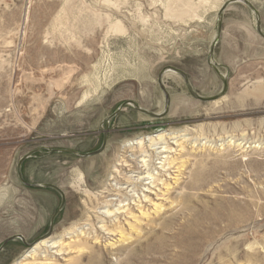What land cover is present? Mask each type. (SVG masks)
Masks as SVG:
<instances>
[{
    "label": "rangeland",
    "instance_id": "obj_1",
    "mask_svg": "<svg viewBox=\"0 0 264 264\" xmlns=\"http://www.w3.org/2000/svg\"><path fill=\"white\" fill-rule=\"evenodd\" d=\"M227 1L0 0V247L15 235L28 243L44 236L60 207L56 192L27 188L17 177L19 160L41 149L23 173L28 182L54 184L66 194L52 237L69 243L79 228L89 233L79 239L83 248L51 253L49 262L264 264V39L244 4L224 13L215 59L224 66L229 91L218 103L195 100L179 75L167 73L171 108L164 119L128 106L110 122L102 154L87 159L48 154L97 150L106 119L124 102L163 112L158 75L166 66L187 73L201 96L217 95L223 85L207 55L219 8ZM250 1L264 30V0ZM163 131L187 136L166 140L172 153L148 142L141 149L127 147ZM142 154L153 161L171 155L174 161L166 171L156 168L160 189L151 186L147 193L162 212L156 216L143 202L151 216L134 223L133 231L129 215L115 220L101 212L116 207L114 201L107 205L106 193H113L114 181L130 183L124 181L136 162L130 156ZM164 184L171 185L170 193L157 201ZM116 185L121 194L126 186ZM130 209L139 216L140 208ZM28 250L12 241L0 253V264H18Z\"/></svg>",
    "mask_w": 264,
    "mask_h": 264
},
{
    "label": "bare ground",
    "instance_id": "obj_2",
    "mask_svg": "<svg viewBox=\"0 0 264 264\" xmlns=\"http://www.w3.org/2000/svg\"><path fill=\"white\" fill-rule=\"evenodd\" d=\"M221 9V7L219 8V10ZM224 69V68H223ZM169 74V73H168ZM219 101V100H218ZM135 102V101H134ZM217 102V101H216ZM125 103V102H124ZM136 103V102H135ZM218 103V102H217ZM139 105V104H138ZM128 107V106H127ZM127 107H125V109L127 108ZM124 109V110H125ZM118 110V109H117ZM123 110V111H124ZM122 111V112H123ZM121 112V113H122ZM120 113V114H121ZM162 113V112H161ZM160 114V113H159ZM105 124H106V122H105ZM195 133V132H194ZM175 134L174 133H168V132H166V131H163V132H160V133H158L157 135H151V136H149L148 138H146V140L145 139H140V140H137V141H132V142H129L128 143V145H127V147L129 148V147H132V148H134V147H138V148H142V147H144V145L145 144H147V142H148V144H150V147H152V148H155V147H157V146H160L161 148H162V150L164 151V153H172V149L170 148L169 149V146H167V142H166V140H168V139H173V140H178V139H184V138H186V136H187V134H184V135H181V136H178V137H176V136H174ZM208 138V137H207ZM189 139V138H188ZM193 139V138H192ZM190 140V139H189ZM208 140V139H207ZM186 141V140H185ZM175 142V141H174ZM211 142V141H210ZM230 144V143H229ZM181 146V145H180ZM239 146V145H238ZM178 147H179V145H178ZM203 148V147H202ZM256 148V147H255ZM107 149V148H106ZM105 149V150H106ZM131 149V148H130ZM144 149V148H143ZM225 149V148H224ZM230 149V148H229ZM133 150V149H132ZM132 150H129V151H132ZM154 150V149H153ZM153 150H152V152H153ZM128 151V152H129ZM144 151V150H143ZM247 151V150H246ZM180 152V151H179ZM144 153V152H143ZM145 153H147V151L145 152ZM129 154V153H128ZM142 156H143V158L142 159H139L138 157H136V156H134V155H132V156H130V161L131 160H135L136 162H134L133 163V168L132 169H126L127 171V174H126V176H127V180H129L130 181V183L129 184H131L132 185V189L133 190H129V189H126V188H123L122 189V192H121V194L119 193V195H118V197L117 198H115V199H112V201H114V204L115 205H112V206H116V207H114L113 208V210H111V209H107L106 211H104V212H101V214L104 216V218H114L115 220L116 219H118V216L120 217L121 215H123L124 214V216L123 217H127L128 215H129V217H130V220L132 219L133 220V222H128V225L132 228V230L134 231V229H135V227H136V225H134V223H138V222H141V218H144V219H147V218H149L150 216H151V213H149L147 210H145V207L143 206V202H149L150 203V206L151 207H153L154 209L152 210L153 211V213H155L156 214V216H157V214L158 213H161L162 212V209H163V206H162V204H158V202L157 203H155L154 201H152V199H150L149 198V196L148 195H151L150 194V187L152 186V187H157V189H160V188H158V186L160 187V179H159V177H158V175H159V172L162 170V169H165V171H166V167L168 168V166H170V165H172V162L174 161V160H172V162H171V159H173L172 157H171V155H165L164 157L162 156V158L161 157H159L156 161H153L152 160V158H150V157H148L146 154H142ZM141 156V157H142ZM129 158V157H128ZM175 159V158H174ZM177 159V158H176ZM125 160H127L126 158H125ZM124 166L125 167H129V166H127L128 165V163H127V161H124ZM160 164H161V166L163 167V168H160L161 166H160ZM119 166V165H118ZM24 167V166H23ZM156 168L157 169H159V172L156 170ZM146 169L148 170V172H146ZM120 170V169H119ZM139 170H141V172H137V171H139ZM125 171V170H124ZM116 172V171H115ZM126 172H124L123 174H125ZM155 172H157V174H155ZM179 172H181V171H179ZM179 176H177V177H175V178H178ZM174 178V179H175ZM117 179V178H116ZM122 179V178H121ZM175 180H177V181H179L178 179H175ZM161 181H164L163 179L161 180ZM177 181L175 182V184L177 183ZM115 182V181H114ZM128 182V181H127ZM142 182V184L144 183H146L145 184V187H143V189L141 190V191H139V192H137L138 190H137V186L138 187H140V183ZM156 183H159V184H157L156 185ZM116 184H118V183H116ZM116 184H114L115 185V187L117 186V189H120L121 187H119L118 185H116ZM141 184V185H142ZM153 185H156V186H153ZM147 186H149V188L148 189H146V191H145V189L144 188H147ZM171 185L170 184H167L166 185V187H165V184H164V186L163 187H165V188H163V190H166L165 192H163L162 190L161 191H159V193H162V195H161V197L162 198H160V196L158 195V194H156V196H157V201H165L164 200V198H166V196H167V193H170L169 191L171 190V188H169ZM142 188V187H141ZM140 190V189H139ZM156 190V189H155ZM120 191V190H119ZM145 191V192H144ZM154 191V190H153ZM157 191V190H156ZM122 193H123V195H125L124 196V198L122 199H120V195H122ZM147 193H149L148 195H147ZM139 194H141V196L139 195ZM153 194V193H152ZM133 201H131L132 203L130 204V203H128L129 202V198ZM169 198V197H168ZM167 198V199H168ZM109 203H107V205H108ZM132 204H133V206H136L137 207V209L138 208H140V209H138V212L140 213L139 214V216H137V215H134V214H132L131 213V209H130V207L132 206ZM135 204V205H134ZM148 204V203H147ZM108 207V206H107ZM111 208V207H110ZM105 210V209H104ZM153 217V216H152ZM98 219V218H97ZM102 220V219H101ZM119 220V219H118ZM117 220V221H118ZM129 220V221H130ZM86 221V220H85ZM102 222H104L103 220H102ZM121 222V221H120ZM91 223V222H90ZM105 223V222H104ZM119 223V222H118ZM118 223H117V225H118ZM102 225V224H101ZM82 226V225H81ZM85 226V225H84ZM105 226V225H104ZM104 226H103V228H104ZM89 227H90V225H89ZM88 227V228H89ZM102 227V226H101ZM83 230V228H79L78 230H77V232L79 233V235H76V240H72V241H69V243H66V242H64V239H62V238H60L59 240H55L54 239V237H50V238H47V239H44V240H42V241H40L39 243H37V244H35L34 246H32V247H29V249L30 250H28L27 251V253H26V256L24 257V258H22V260H20L19 262H18V264H29L28 263V260L30 259L32 262H31V264H36V263H38V264H53V263H51V262H49V261H52V260H50L51 258H52V254H54V255H61V253L63 252V251H65V250H69V249H79L80 247H82V246H79L80 245V243H81V240H83L82 238L83 237H86L88 234L86 233V231L84 230V231H82ZM105 229V228H104ZM118 229H119V227H118ZM74 230V229H73ZM72 230V231H73ZM121 230V229H120ZM75 231V230H74ZM114 231H115V229H114ZM114 231H112V232H114ZM111 232V231H110ZM120 232V234H121V236L122 237H119V238H121V239H124V240H127V238H126V234L123 232V231H119ZM68 234H70V233H68ZM107 234V233H106ZM114 234V233H113ZM115 235V234H114ZM119 235V234H118ZM70 236V235H69ZM111 236H112V234H111ZM82 237V238H81ZM128 237V236H127ZM133 238V237H132ZM69 239V238H68ZM78 239V240H77ZM79 239H81V240H79ZM89 239V238H88ZM85 240H86V238H85ZM123 240V241H124ZM122 241V240H121ZM120 241V242H121ZM118 242V241H117ZM115 244H111V246H114ZM118 247V246H117ZM120 247V246H119ZM83 248V247H82ZM51 255H50V254ZM49 257V258H48ZM51 257V258H50ZM63 257V256H62ZM55 262V261H54Z\"/></svg>",
    "mask_w": 264,
    "mask_h": 264
},
{
    "label": "water",
    "instance_id": "obj_3",
    "mask_svg": "<svg viewBox=\"0 0 264 264\" xmlns=\"http://www.w3.org/2000/svg\"><path fill=\"white\" fill-rule=\"evenodd\" d=\"M236 3H242L244 4L246 7H248L252 13L255 16V21H256V32L257 34L264 39V30H263V24H262V16L260 11L258 10V8L250 1V0H228L226 3L223 4V6L221 7V9L219 10L218 14H217V30H216V35L215 38L213 39L211 45H210V49H209V53L207 55V63L208 65L215 71V73L218 75V77L220 78L221 82H222V90L214 96L211 97H204L201 96L200 94L197 93V91L195 90V88L193 87L189 76L187 75V73H185L183 70H181L180 68L174 67V66H166L164 67L159 75H158V85L160 87V89L162 90V92L164 93L165 96V105H164V110L162 113L158 114V113H154L152 111H149L147 109H144L143 107H141L140 105H138L137 103H135L134 101H127L125 103H123L116 112H114L112 115H110L107 119H106V130L103 132V140H102V144L101 146L90 153H81L77 150L74 149H49L48 150V154L49 155H56V154H63V155H73L75 157L81 158V159H87V158H91L94 156H98L100 154H102L105 149L107 148L108 145V141H109V136H110V122L115 119L116 117H118L120 115V113L125 109V107L127 106H132L135 110H137L140 113H143L145 115H148L149 117L155 119V120H161L164 119L170 112V108H171V95L169 93V91L167 90V87L165 86L164 83V76L167 73H174L179 75L185 85L186 88L188 90V92L190 93V95L198 101L204 102V103H209V102H216L222 98H224L228 91H229V80H228V76L223 74L222 72V68H224V66L220 65L216 59H215V54H216V49L218 47V45L220 44L221 40H222V35H223V23H224V13L226 12V10L233 4ZM226 69L228 70V68L226 67ZM42 150L41 149H36L33 150L31 152H29L28 154H26L25 156H23L16 167V172H17V177L20 181L21 184H23L25 187L27 188H31V189H41V190H52L54 192H56L60 199H61V204L60 207L58 208V210L56 211V213L52 216V218L50 219L49 222V230L48 232L36 239L33 243H28L25 239L24 236L22 235H15L12 236L10 238H8L0 247V253L3 252L5 250V248L7 247V245L12 242V241H16V240H20L24 245H26L28 248L34 246L35 244L39 243L40 241L50 238L53 235V231H54V225H55V220L57 219V217L61 214V212L63 211L65 205H66V194L65 192L58 186L54 185V184H50V183H31L28 182L25 179L24 173H23V166L24 164L34 158L35 156H37L38 154H41Z\"/></svg>",
    "mask_w": 264,
    "mask_h": 264
},
{
    "label": "built area",
    "instance_id": "obj_4",
    "mask_svg": "<svg viewBox=\"0 0 264 264\" xmlns=\"http://www.w3.org/2000/svg\"><path fill=\"white\" fill-rule=\"evenodd\" d=\"M137 172H141V170H139V171H137ZM146 172H148L147 169H146ZM141 173H142V172H141ZM124 181H129V180H124ZM114 184H116V182H113V183H112V186H111V187H112V191L114 190L113 193H110V194H109V193H106V196H107L106 199L109 200V202H108L109 205L112 204V202H113L112 199L117 198L118 195H119V194H117V190H116L115 187L113 186ZM118 184H124V185L126 186L125 188H127V189H129V190H133L131 184H128V183H126V182H122V181H120ZM145 184H146V183H145ZM147 187H148V186H147ZM120 196H121L120 199H121V198L123 199L125 195H120ZM152 196H154V195H152ZM107 200H106V202H107Z\"/></svg>",
    "mask_w": 264,
    "mask_h": 264
}]
</instances>
